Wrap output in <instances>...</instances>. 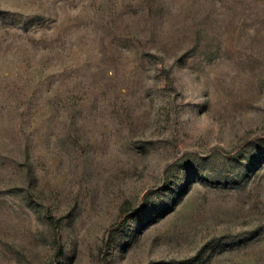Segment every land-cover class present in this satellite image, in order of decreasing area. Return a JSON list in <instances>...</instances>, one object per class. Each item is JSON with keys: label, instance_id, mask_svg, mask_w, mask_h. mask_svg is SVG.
<instances>
[{"label": "rangeland", "instance_id": "1", "mask_svg": "<svg viewBox=\"0 0 264 264\" xmlns=\"http://www.w3.org/2000/svg\"><path fill=\"white\" fill-rule=\"evenodd\" d=\"M0 264H264V0H0Z\"/></svg>", "mask_w": 264, "mask_h": 264}, {"label": "trees", "instance_id": "2", "mask_svg": "<svg viewBox=\"0 0 264 264\" xmlns=\"http://www.w3.org/2000/svg\"><path fill=\"white\" fill-rule=\"evenodd\" d=\"M126 216H127V214L124 213V211H123L122 214H121V216H120V218H119V220H118V222H117V224L115 225V227L122 226L124 224V221L126 219Z\"/></svg>", "mask_w": 264, "mask_h": 264}]
</instances>
